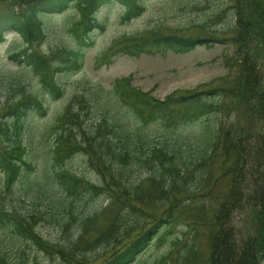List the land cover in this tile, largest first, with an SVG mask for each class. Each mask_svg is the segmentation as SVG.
Here are the masks:
<instances>
[{
  "label": "trees",
  "instance_id": "trees-1",
  "mask_svg": "<svg viewBox=\"0 0 264 264\" xmlns=\"http://www.w3.org/2000/svg\"><path fill=\"white\" fill-rule=\"evenodd\" d=\"M114 3L124 9L123 23L143 11L142 0H0V44L10 32L19 35L25 46L9 60L31 67L39 74L44 92L57 98L62 94L59 78L81 69L92 35L104 30L96 13ZM260 3L235 0L236 24L230 42L238 58L229 86L223 80L215 86H200L159 100L121 79L103 99V90L95 92L86 116L93 111L98 118L88 122L86 118L90 117H86L88 126L79 128L83 119L71 106L64 111L55 127L53 163L61 165L71 155L83 153L102 183L92 184L65 170L47 174L46 179L53 178L67 199H72L68 207L57 211L74 220L73 198L86 194L105 196L107 200L100 212H79L81 233L62 248L65 256L76 264H134L160 238L161 229L183 221L192 232L206 227L207 257L198 258L200 246L195 235L185 242L172 264H264V86L255 60L254 51L258 49L251 47L259 39L264 49V8ZM72 6L80 14L71 25L76 49L54 52L51 56L60 63L54 67L51 58L39 49L45 36L43 19L60 15ZM211 40L223 42L208 36L166 35L162 29H152L115 40L108 55L100 60L107 62L116 54L138 56L162 50L183 54ZM79 102L85 108L82 100ZM236 108L242 111L246 126L237 122V126L223 129L219 119L222 113L228 115ZM45 112L40 100L25 93L4 109L3 116L13 120L8 126H14L4 132L5 145L1 142L4 127L0 125V172L5 173L7 188L17 181L25 192L34 188L26 149L17 131L28 115L43 117ZM210 116H214L213 124L209 123ZM73 126H78V133ZM182 130L195 134L183 137ZM139 172L141 178L136 177ZM152 195L159 199L152 200ZM185 200L190 201L192 209H184ZM148 205L157 211L147 212ZM245 208L250 210L248 225L252 231L237 233L231 218ZM28 222L25 216L0 209V228L30 238L45 252L53 250L29 230ZM173 245L176 247L178 241ZM98 247L101 253L86 255ZM57 252L62 253L60 249ZM172 256L171 249L158 260ZM7 262L0 251V264Z\"/></svg>",
  "mask_w": 264,
  "mask_h": 264
},
{
  "label": "rangeland",
  "instance_id": "rangeland-1",
  "mask_svg": "<svg viewBox=\"0 0 264 264\" xmlns=\"http://www.w3.org/2000/svg\"><path fill=\"white\" fill-rule=\"evenodd\" d=\"M234 5L235 0H142L143 11L124 23L121 22L124 13L122 5L114 3L103 7L96 16L104 23V30H97L92 35V45L84 53L81 69L67 75L63 74L59 78L62 94L57 98H52L44 92L39 74L31 67L18 66L9 60L10 55L19 52L25 44L16 34L8 33L5 36L4 42L0 44V125L4 127L1 131L3 139L1 142L8 144L3 138L4 132L7 128L14 127L8 126L13 120L11 117L3 116L4 109L18 102L23 93L40 100L46 112L43 117L28 115L22 120L17 131L19 141L26 149V159L31 167L29 178L32 179L34 188L25 192L18 181L7 188L5 173L1 172L0 209L25 216L30 224L29 230L53 248L45 252L30 238L24 239L8 234L4 228H0V251L6 255L7 264H76L63 254L62 248L70 241H75L81 233L79 212H100L107 204L105 196L89 197L81 194L78 199L73 198L74 220L69 219V216L62 211H57L62 207H68L72 199H67L64 192L53 183V178L52 181L46 179L47 174L53 176L54 171L65 170L70 175L92 184L102 183L101 177L88 167L83 153L71 155L68 159L62 160L61 165L53 163L55 127L64 111L71 106L83 119L79 128L88 126L85 123L86 117L91 118H86L88 122H94L93 120L98 118L97 113L93 111L86 116L87 106L91 105V108L94 104L92 97L95 92L103 90V95L100 96L103 99L115 81L121 79L128 80L131 87L159 100L172 93L193 91L200 86H215L223 80H227L229 86L238 58L235 54V46L230 42L236 24ZM79 16L77 8L72 6L60 15L43 19L45 36L39 49L41 53L51 58L50 63L54 67L60 64L57 58L51 56L54 52L76 49L71 25ZM201 27H204L205 31L200 30ZM152 29H162V33L166 35L174 33L183 37L208 36L223 42L211 40L208 45L197 46L183 54L169 50L154 51L152 54L142 53L138 56L116 54L108 62H101L100 57L108 55L115 40L124 36L142 34ZM260 42L259 39L255 40L254 44L251 43V47L258 49L257 53L254 51L255 60L264 84V49L260 47ZM80 100L85 108L82 107ZM229 113L228 115L222 113L219 118L223 129L238 124L246 126L242 111L236 108ZM208 120L213 124L214 116H210ZM66 127L69 128L71 125L67 124ZM77 127L73 126L72 129L78 133ZM180 134L187 137L195 133L182 130ZM136 177L141 178L142 172ZM22 186L25 188V185ZM150 198L153 200L158 197L152 195ZM182 205L186 210L192 209L189 200H185ZM147 207V212L153 214L157 211L150 205ZM163 208L166 209L167 206ZM249 218L248 208L237 211L231 218L233 229L237 233L251 232L252 226L248 225ZM63 223L66 224L65 227ZM186 224L180 221L167 230L161 229L160 238L154 240L155 242L150 244L134 264H172L185 242H189L195 235L198 236L200 246L198 258L202 260L207 257L206 227L196 228V232H192L189 230L191 226L188 227ZM175 241H178V245L173 247ZM59 249L62 253L57 252ZM171 249L173 252L171 258L158 260ZM101 252L98 247L86 252V255Z\"/></svg>",
  "mask_w": 264,
  "mask_h": 264
}]
</instances>
